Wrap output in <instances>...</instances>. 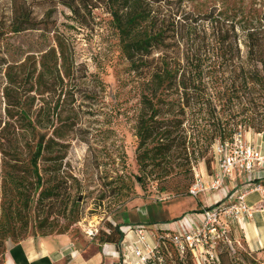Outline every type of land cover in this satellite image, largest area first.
<instances>
[{"label":"rangeland","instance_id":"1","mask_svg":"<svg viewBox=\"0 0 264 264\" xmlns=\"http://www.w3.org/2000/svg\"><path fill=\"white\" fill-rule=\"evenodd\" d=\"M61 1L0 0V264L7 240L66 232L81 244L107 222L123 228L172 221L211 203L205 194L192 197L174 187L184 180L185 168H190L189 184L194 171L209 173L218 139L205 144L200 157L190 155L187 142L188 158H175L167 180L149 176L144 186L139 184L143 173L136 161L135 126L146 79L131 71L112 17L100 0H75L82 3L76 12ZM157 1L180 21L182 38L178 44L171 42L169 56H191L209 48L214 34L230 25L242 49L243 27H264V0ZM83 2L96 7L86 8ZM22 13L40 21L41 29L13 32L12 22ZM139 73L147 75L148 68ZM230 77L228 72L217 73L221 90L229 88ZM179 113L173 115L184 121L178 135L189 140L193 113ZM220 116L226 127L239 125L251 140L258 138L248 124L253 119L264 136L260 101L246 107L227 102ZM44 133L51 142L36 166L45 181L42 188L57 185L50 198L39 196L32 159ZM156 169L149 166L147 173L154 176ZM165 186L168 189L160 192ZM226 189L231 192L229 185ZM214 194L221 196V191ZM236 235L240 245L230 254L221 245L224 263L264 264V253L249 248L244 230L236 226ZM166 254V264H189L170 249Z\"/></svg>","mask_w":264,"mask_h":264},{"label":"trees","instance_id":"2","mask_svg":"<svg viewBox=\"0 0 264 264\" xmlns=\"http://www.w3.org/2000/svg\"><path fill=\"white\" fill-rule=\"evenodd\" d=\"M100 1L112 17L119 35L121 51L129 62L131 71L140 79H146L144 93L141 94L143 110L135 126L138 140L136 161L143 173V177L138 179L141 186H144L145 179L149 176L153 180H167L175 158L181 160L188 158L187 142L191 143L192 147L190 155L196 153L200 157L205 144L208 146L215 139L231 140L239 125L230 129L226 127L228 123L222 121L220 110L227 102L231 107L236 102H241L245 107L257 101L264 103V27H243L245 31L242 49L238 46V35L234 26L230 25L223 33L218 31L214 34L209 48L191 53V56L187 53L169 56L171 42L178 44L182 36L180 21L176 19L178 15L169 13L165 3L157 0ZM61 2L73 12L82 5L75 0ZM83 5L86 8L96 7L92 2H83ZM39 24L40 21H31L28 14L25 16V13H22L19 21L12 22L11 28L13 32L18 33L28 29H41ZM142 67L148 68L147 75L140 76L139 71ZM218 72L223 75L226 72L230 74L232 81L227 90L218 87L216 79ZM222 99L224 101H221ZM175 110L184 115L193 113L189 122V126L193 128L189 140H186V136L178 135V128L184 121L173 117L177 112ZM202 112L205 113L204 116L200 115ZM23 115L27 116L26 113ZM249 122L250 129L255 133L261 132L259 123H255L253 119ZM46 136L45 133L39 136L32 158L36 185L37 188H41L39 192L41 198H50L57 190V185L42 188L45 181L39 175L36 166L42 151L47 150L51 142ZM149 166L157 168L154 176L152 172L147 173ZM183 171L186 173L184 180H179L174 188L188 192L193 179L190 184L187 183L190 168ZM167 189L165 186L159 191ZM199 210L196 209V212ZM180 218L159 223H171ZM156 223L157 221H154L147 225ZM123 237L120 224L107 222L105 228L100 229L95 238L99 244L110 243L120 249ZM169 249L176 254L181 263L187 261L189 264H195L190 253L179 254L167 240H159L155 256L150 263L166 264V252ZM225 249L226 253L230 254L231 250ZM257 251L264 253V248ZM221 252H218V264H225Z\"/></svg>","mask_w":264,"mask_h":264},{"label":"built area","instance_id":"3","mask_svg":"<svg viewBox=\"0 0 264 264\" xmlns=\"http://www.w3.org/2000/svg\"><path fill=\"white\" fill-rule=\"evenodd\" d=\"M212 162L214 167L210 173L194 171L188 194L214 196L221 191L220 198L212 199L199 212L171 222L173 228L145 225L121 228L123 264H151L159 240L172 243L181 255L190 253L195 264H218L221 245L233 251L235 244L240 245L236 226L242 229L254 211L247 205L246 196L256 192L264 201V143L250 142L246 131L238 126L231 140L214 143ZM227 185L231 192L227 191ZM130 231L134 233V240L125 242Z\"/></svg>","mask_w":264,"mask_h":264},{"label":"crops","instance_id":"4","mask_svg":"<svg viewBox=\"0 0 264 264\" xmlns=\"http://www.w3.org/2000/svg\"><path fill=\"white\" fill-rule=\"evenodd\" d=\"M257 135L258 138L253 140L248 138V140L252 143L258 142L259 138L264 141V136L260 133ZM214 198H220V194L207 195L210 202ZM245 199L247 205L256 210L249 219L245 220L242 230H244V237L249 248L258 250L264 248V201L256 192L248 194ZM152 226L173 228L174 225L156 223ZM95 237L96 234L86 236L84 237L85 242L81 244L69 233L30 235L16 242L7 240L1 264H123L121 246L118 249L114 244H99ZM132 240H134V233L130 231L125 242Z\"/></svg>","mask_w":264,"mask_h":264}]
</instances>
